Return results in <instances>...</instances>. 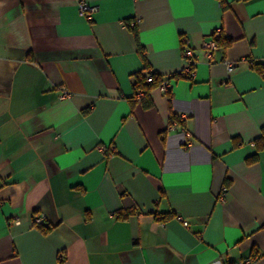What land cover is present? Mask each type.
Wrapping results in <instances>:
<instances>
[{"label": "crops", "instance_id": "obj_1", "mask_svg": "<svg viewBox=\"0 0 264 264\" xmlns=\"http://www.w3.org/2000/svg\"><path fill=\"white\" fill-rule=\"evenodd\" d=\"M79 1L0 0V264H264V0Z\"/></svg>", "mask_w": 264, "mask_h": 264}, {"label": "trees", "instance_id": "obj_2", "mask_svg": "<svg viewBox=\"0 0 264 264\" xmlns=\"http://www.w3.org/2000/svg\"><path fill=\"white\" fill-rule=\"evenodd\" d=\"M125 24L127 27H129L132 30L135 38L137 39L138 52H139V55L142 58V61L144 63L143 71H139V72L134 74V82H133L134 96L135 97L138 96L141 99V101L143 102V105L148 106L151 104V99H150L151 91L155 88H159V86L163 82L164 78L150 68L149 63L145 57L144 47L138 41V31H137L135 25H130V20H126ZM229 43H230V41L226 40L224 35H222V34L217 39V46H219V45L227 46V45H229ZM247 60L249 62L250 67L253 70H255L256 72H258L261 76L264 77V62H258V61H255L253 59H250V58H247ZM193 68H194V66H193ZM176 75L182 76V75H180V73H176L175 76ZM185 77L190 78L191 76H185ZM139 92H142V94L140 96L138 95ZM168 92H169V90H167L166 93H168ZM85 111H88V109H86ZM173 119H177L176 115H174V114H172L170 117L171 121ZM253 143L256 146L257 151L264 150V127L262 128V132H261L260 136H258L254 140ZM256 160H257V153H255L252 156L247 158L248 163L254 162ZM130 213H131V211H122L121 210L117 213V215L119 218H126ZM33 223L43 234H48L53 227L52 225L44 223L43 221H41L40 223H36L34 221V218H33ZM258 254H259L258 249L256 247H253L251 252H250V259L254 260L258 256ZM62 259H63V257L60 256V258H58L57 264H62V262H63Z\"/></svg>", "mask_w": 264, "mask_h": 264}, {"label": "built area", "instance_id": "obj_3", "mask_svg": "<svg viewBox=\"0 0 264 264\" xmlns=\"http://www.w3.org/2000/svg\"><path fill=\"white\" fill-rule=\"evenodd\" d=\"M78 7H79V14L86 18V19H91L94 12L96 11V6L90 4L89 2H87L86 0H80L78 3ZM222 29L220 27L216 28L214 31H212L210 38L205 41L203 43V48L206 51V53L210 54L218 47L217 46V39L219 38V36L221 35ZM183 54H184V59L186 61L185 66L180 70V75L182 76H191L193 74L194 71V64H195V60L193 57V50L188 47L185 46L183 48ZM159 88L163 91V92H167L168 88H169V83L168 80H163V82L161 83V85L159 86ZM142 94V92H139V96ZM178 123V120H174L171 124V126H175ZM227 193V187H224L220 193V199H224L225 195ZM34 221L36 223H40L42 221V216L41 215H37L34 217ZM184 224H187V222H184ZM251 263V259H246V260H242V261H238L234 264H250Z\"/></svg>", "mask_w": 264, "mask_h": 264}]
</instances>
